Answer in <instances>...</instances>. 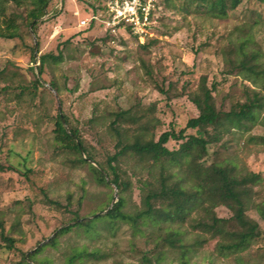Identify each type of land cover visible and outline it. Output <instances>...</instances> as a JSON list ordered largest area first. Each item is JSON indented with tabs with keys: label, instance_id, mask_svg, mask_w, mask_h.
Here are the masks:
<instances>
[{
	"label": "rangeland",
	"instance_id": "374dc122",
	"mask_svg": "<svg viewBox=\"0 0 264 264\" xmlns=\"http://www.w3.org/2000/svg\"><path fill=\"white\" fill-rule=\"evenodd\" d=\"M89 2L52 0L37 34L27 24L30 5L10 4L1 16L0 22L17 16L20 36L0 40V165L26 166L32 173L26 179L12 170L0 171L5 233L17 240L15 249L8 251L0 237V264L18 263L23 254L37 251L57 230L75 224L71 221L75 212L82 220L93 218L95 212L105 214L121 195L112 183L100 184L88 164L72 162L76 156L57 147L55 116H67L88 153L103 163L116 152L119 141L137 131H153L158 139L171 128L184 129L198 115L189 94L198 89L202 77L209 87L215 86L216 106L222 113L247 109L261 121L249 133L236 132L220 145L210 146L205 162L232 161L261 174L263 182L254 189V201L264 202V144L250 140L264 137V77L254 84L229 63L230 58L236 59L240 45L247 43L246 51H258L264 66V5L244 1L229 19L219 20L184 14L179 10L181 0H173L156 15L153 39L137 41L128 33L108 34L100 22L88 30L79 27L83 18L93 15ZM68 39L71 42L64 47ZM60 50L63 61L49 63L40 77V57L58 55ZM36 78L43 87H34ZM50 82L57 84L59 93ZM123 110L129 113L116 119ZM186 134L196 131L189 129ZM168 147L177 149L179 142L171 140ZM121 170L131 182L130 191L123 194L126 210L134 215L142 206L139 180L150 177L131 159L123 160ZM46 196L59 206L48 203ZM216 211L221 218L232 216L224 206ZM247 214L264 232V220L256 209L249 207ZM98 231L89 235L73 230L60 237L56 247L39 253L38 260L68 264L72 254L86 250L107 258L76 264H145V256L152 263L162 258L161 264H182L179 249L161 241L164 231L151 226L137 230L125 222H105ZM181 231L185 233L182 246L196 249L188 264H238L234 256L218 253V239L196 234L188 226ZM239 256L245 264H264V238Z\"/></svg>",
	"mask_w": 264,
	"mask_h": 264
},
{
	"label": "trees",
	"instance_id": "16d2710c",
	"mask_svg": "<svg viewBox=\"0 0 264 264\" xmlns=\"http://www.w3.org/2000/svg\"><path fill=\"white\" fill-rule=\"evenodd\" d=\"M51 1L0 0V20L1 16L6 15L10 4L15 7L30 5L32 8L28 10L27 24L37 34V27L47 14ZM172 1L160 0L157 14L162 13ZM244 1L249 0H181L179 10L187 15L227 20ZM258 1L264 5V0ZM89 4L93 15H106L104 2L91 0ZM97 23L98 21H93L90 25L81 28L88 30ZM106 32L111 35L109 30ZM123 33L133 36L129 29ZM19 36L16 15L12 14L10 18L0 22V40H14ZM151 39L153 38L149 40ZM70 42L71 39H68L63 46ZM246 45L247 43L240 45L236 59L230 58L229 63L233 71H237L247 81L257 84L260 78L264 77V66L259 62V52L256 50L247 52ZM143 47L146 46L143 44ZM62 61L61 50L58 55L53 53L42 55L38 68L40 77L44 75L45 67L49 63L59 64ZM33 84L36 88L43 87L39 78H36ZM49 85L56 92H60L54 82H50ZM214 91L215 86L209 87L207 78L202 77L198 89L189 94V100L195 105L198 115L191 118L184 129L176 132L171 128L163 132L158 139L155 138L153 131H137L130 139L119 141L116 152L103 163L96 162L88 153L83 146L79 130L70 124L67 116H63L64 121L62 115L55 116L53 121L57 147L75 155L76 157L71 159L72 162L88 164L100 184L109 186L112 183L121 195L106 214L100 215L99 212H95L92 214L93 218L82 220L78 212H75L71 219L76 222L75 224L57 230L53 239L26 257L23 254L20 262L15 264H29V261L34 264H44L38 260V254L49 246L56 247L60 237L73 230L97 235L98 226L105 222L130 223L137 230H140V226H151L166 232L164 236L159 237L163 244L168 243L173 249H179L182 264H188L192 252L196 251L182 246L185 233L181 228L188 226L196 234L218 239L217 251L221 256H234L238 264H245L239 255L248 251L256 241L264 238V232L258 221L247 214L249 207L252 206L264 220V202L254 201L256 195L254 189L262 184V175L248 171L232 161H214L208 164L205 159L210 146L220 145L227 136L236 132L249 133L261 121L247 109L222 113L216 106ZM127 113H129L127 110L117 113L116 119L125 117ZM189 129L196 131V134H186ZM171 140L179 142L177 149L168 147ZM250 140L264 144L263 136H252ZM87 159H91L99 168L89 163ZM124 159L134 160L151 178L139 180L142 189V206L134 215L127 212V200L123 196L131 188L130 180L123 178L121 170ZM7 170L19 173L26 179H29L32 173V170L26 166L0 165V171ZM46 199L48 203L59 206L58 202L49 200L47 196ZM221 206L232 212L230 218L218 216L216 210ZM5 216L4 212H0V237L5 249L13 251L17 240L5 233ZM106 258L107 254L99 251L82 250L72 254L68 264H76L83 259L103 261ZM143 259L145 264H161L162 260L158 258L156 263H152L146 256Z\"/></svg>",
	"mask_w": 264,
	"mask_h": 264
},
{
	"label": "built area",
	"instance_id": "2783aa9c",
	"mask_svg": "<svg viewBox=\"0 0 264 264\" xmlns=\"http://www.w3.org/2000/svg\"><path fill=\"white\" fill-rule=\"evenodd\" d=\"M106 6V15H92L83 18L79 27L98 21L105 25L111 34L128 29L140 41L154 36L155 18L160 0H99ZM78 12L76 15H79Z\"/></svg>",
	"mask_w": 264,
	"mask_h": 264
},
{
	"label": "water",
	"instance_id": "95a60500",
	"mask_svg": "<svg viewBox=\"0 0 264 264\" xmlns=\"http://www.w3.org/2000/svg\"><path fill=\"white\" fill-rule=\"evenodd\" d=\"M35 57H37V52L35 53ZM52 90L54 91V89H52ZM54 92H55V91H54ZM61 117H62V120L64 121L63 115H62ZM85 158H86V157H85ZM87 160H88L89 162H92V163L94 164V162H93L91 159H87ZM107 181L109 182V179H108V178H107ZM115 203H116V201L114 200L113 204H115ZM108 211H109V210H108ZM108 211H107V212H108ZM107 212H106V213H107ZM106 213H105V214H106ZM78 222H80V221H78ZM75 223H76V222H75Z\"/></svg>",
	"mask_w": 264,
	"mask_h": 264
}]
</instances>
